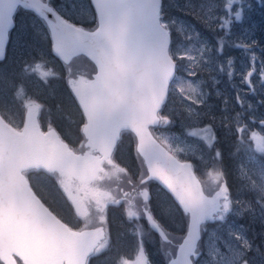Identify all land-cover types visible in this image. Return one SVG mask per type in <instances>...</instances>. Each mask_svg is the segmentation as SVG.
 <instances>
[{"label":"snow or ice","instance_id":"1","mask_svg":"<svg viewBox=\"0 0 264 264\" xmlns=\"http://www.w3.org/2000/svg\"><path fill=\"white\" fill-rule=\"evenodd\" d=\"M246 8L245 0H0V264H93L113 246L110 207L123 210L135 237L134 257L116 264H153L146 232L158 236L164 264H264V114L256 115L264 56L253 26L235 34ZM24 14L31 21L18 23ZM221 77L233 87L231 112ZM52 79L65 95L29 93L28 82ZM218 128L236 138L229 156L242 154L236 195ZM125 137L135 171L118 159ZM153 184L167 204L154 202ZM245 191L252 200L239 198Z\"/></svg>","mask_w":264,"mask_h":264},{"label":"rangeland","instance_id":"2","mask_svg":"<svg viewBox=\"0 0 264 264\" xmlns=\"http://www.w3.org/2000/svg\"><path fill=\"white\" fill-rule=\"evenodd\" d=\"M245 3H251L252 4V8L251 10H248L247 8L245 9V20H244V24L243 26L241 25H237L236 28H235V34L236 36H241L242 33H243V29L244 28H249L250 26H253L250 30L252 31V35L254 36L255 40L257 41L259 47L257 48V56H264V7H261L260 6V0H245ZM32 19L31 15L30 14H24V15H21L19 16L18 18V23H28L30 22ZM85 27H89L90 25L88 24H85L84 25ZM18 38V32H14L12 34V51L15 52V45H16V40ZM44 48L45 50L47 49V45H44ZM231 51V54L233 56H235L238 60L239 63H244L246 64L247 63V56L246 54H244L243 52L239 51V50H230ZM55 71L57 72H62L61 70V66H60V63L58 61H54L53 64L51 65ZM87 66V65H85ZM222 79V83L219 85L220 89L224 92V95L227 96L229 99H230V107H229V111L231 112L232 111V105H234L235 101L234 99H232V97L234 96V91H233V87L229 84V82L227 80H225L223 77H221ZM57 81H60V80H56V79H52L50 80L49 82V85L48 86H45L41 83H39L38 81H30L28 82V91L30 94L32 93H35L37 91H39L40 93L43 91V90H46L47 88H49V86L53 83V82H57ZM234 84L236 85H239V79L237 78L234 82ZM55 86V89H51L52 93L53 92H57L59 89H60V86H58L57 84H54ZM0 88H5L4 85L0 84ZM6 94H7V97L10 99L11 98V95H12V91L10 88H7L6 89ZM60 95V94H58ZM40 99V98H39ZM248 99L253 103V104H256V97H252V96H249ZM210 103L214 104L216 107L214 108V112L217 116L221 115V111L220 109L222 108V101L217 99L215 97V95H213L211 98H210ZM261 114H264V106H258V110H257V113L256 115H261ZM14 120L18 123L19 120H20V114L19 112H16L15 115H14ZM73 127V126H71ZM66 128H70V125L68 124L67 122V119L65 120V124H61L60 125V129H66ZM181 129H180V123H179V120H177V123L175 125V127H173L171 129V131L173 132H179ZM218 132H220L218 134ZM217 134L222 136V140L219 142L218 144V147L220 146V144L222 142L225 143V146L228 147L227 144H231L230 145V151H233V145L235 144V136H226L225 135V129L224 128H218L217 129ZM227 143V144H226ZM124 147V150H128V145L127 144H123ZM228 153V155H229ZM242 157V154H240L239 156H237L236 158H234V162H235V165H236V162L237 160H239L240 158ZM184 158V157H182ZM193 163H196L198 165V173L201 175V178L204 179V170H205V166L204 165H200L199 164V161H196V160H193ZM135 166L134 164H132L130 162V165H129V168L133 171H135ZM235 176H236V173H235ZM239 182L235 179L234 182H233V194L236 195V192H235V189L236 187L238 186ZM152 190V193H153V197H154V202L155 201H159L161 204H167V198L165 197L164 193L161 191V192H158L157 188L153 187L151 188ZM57 197V196H56ZM239 198L243 201H250L253 199V194L250 193V192H241L239 194ZM57 200H58V207H60L62 209V214L66 217L67 216V212L65 211L66 210V207H64V204L65 202L58 198L57 197ZM117 214L119 215H122L124 217V213H123V210L119 207V209H117L115 211ZM69 220H71V222H74V218L72 215H70L68 217ZM124 220H126V218L124 217ZM127 221V220H126ZM127 226H123L122 228L124 229V233H127L126 236H127V242H122L121 241V244L123 247H127L129 249V251L131 253H127L123 256V257H126V258H133L134 257V252H135V237H133L128 229L130 228V225L127 223L126 224ZM115 226V230H116V235H117V239L120 237V233H119V220H117V223L114 224ZM147 228V226H145ZM253 231H260V225L259 224H255L253 225ZM145 248L149 254V257L150 259L153 261V264H159L160 263V259L161 261L164 263V258H163V255L160 253L159 251V239L152 233L151 235H148L147 232H146V235H145ZM119 250V247L118 249ZM126 250H124L125 252ZM152 258H151V256ZM98 264V263H96ZM111 264H114V262H112Z\"/></svg>","mask_w":264,"mask_h":264},{"label":"trees","instance_id":"3","mask_svg":"<svg viewBox=\"0 0 264 264\" xmlns=\"http://www.w3.org/2000/svg\"><path fill=\"white\" fill-rule=\"evenodd\" d=\"M54 84H57L58 86H60V89L56 92L57 94H62V92L64 91V89H62V86L64 85L63 84V81L62 80H60V81H57V82H53L50 86H49V88H47L46 90H43L42 92H41V95L39 96V98L41 99V100H43L44 99V97H45V95L46 94H51L52 93V91H51V89H55V86H54ZM220 132H218V134H219ZM218 137H219V141H221L222 140V136H221V134L220 135H218ZM123 144L125 145V144H127L128 145V150L126 149V150H124V147L125 146H123L122 145V149H121V151H120V153L118 154V159H119V162L122 164V165H124V166H128L129 167V165H130V162L132 163V164H134L135 165V160H134V158H133V152H132V147H131V145H132V141L128 138V137H125V139H124V142H123ZM227 144V143H226ZM228 145V147H226L225 146V143L224 142H222L221 144H220V148H221V150L224 152V164H223V166H224V169H225V171H226V173H227V175H228V180H229V183L231 184V185H233V182H234V180L236 179V176H235V162H234V158H231L229 155H228V153H229V151H230V145L231 144H227ZM153 187H155V188H157V186L155 185V184H153L152 185V188ZM54 195H56L58 198H60V199H62L61 197H60V195H59V193H53ZM153 199H154V197H153ZM119 215V214H118ZM117 220H119V233H120V237L117 239V235H116V230H115V226H114V222H116ZM117 223V222H116ZM128 222L126 221V220H124V217L122 216V215H119V218L118 219H112V217H111V234H112V238H113V246H112V248H111V250L110 251H108V252H106L104 255H101V256H99L98 258H96L94 261H93V264H96V263H98V264H111L112 262H114V264H116V262H117V260L121 257V256H124L125 254H126V252L129 254V253H131L130 251H129V249L127 248V247H123L122 246V244H121V241L123 242H127V236H126V234L127 233H124V229L122 228L124 225L125 226H127L126 224H127ZM128 227V226H127ZM157 238H158V236L155 234V233H153ZM159 239V238H158ZM118 247H119V250H117L118 249ZM124 250H126L125 252H124ZM135 253V252H134ZM151 256V255H150ZM151 258H152V256H151ZM160 263L161 264H164L162 261H161V259H160Z\"/></svg>","mask_w":264,"mask_h":264},{"label":"flooded vegetation","instance_id":"4","mask_svg":"<svg viewBox=\"0 0 264 264\" xmlns=\"http://www.w3.org/2000/svg\"><path fill=\"white\" fill-rule=\"evenodd\" d=\"M59 62V61H58ZM60 63V62H59ZM62 70V69H61ZM62 89H64V85L62 86ZM61 95H65V93H64V91L62 92V94ZM45 119V116L42 114V116H41V120H42V122H43V120ZM53 119H54V121L56 122V124L58 125V130H60V131H62V132H64V131H68L72 136H75V128L74 127H71V125H70V128H66V129H60V125L61 124H65V120H56V118H55V116H53ZM66 139H67V137H66ZM152 190V189H151ZM63 200V199H62ZM64 201V200H63ZM65 202V201H64ZM64 207H66V212H67V216L65 217L67 220H69L68 219V217L70 216V215H72L71 214V209L69 208V206H68V204L65 202V204H64ZM117 209H119V207H110V209H109V212H108V221H109V229H110V232H111V217H112V219H118L119 218V215L115 212ZM124 217H125V215H124ZM74 218V222H71V220H69L73 225H76V226H78V224H79V222H78V220L75 218V217H73ZM117 222V221H116ZM116 222H114L115 224H116ZM159 264H161V263H159Z\"/></svg>","mask_w":264,"mask_h":264}]
</instances>
